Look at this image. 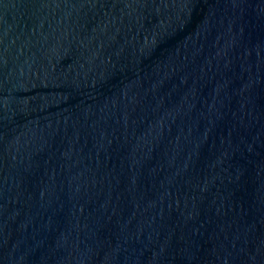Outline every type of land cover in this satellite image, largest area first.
<instances>
[{
	"label": "water",
	"instance_id": "1",
	"mask_svg": "<svg viewBox=\"0 0 264 264\" xmlns=\"http://www.w3.org/2000/svg\"><path fill=\"white\" fill-rule=\"evenodd\" d=\"M0 264H264V0H0Z\"/></svg>",
	"mask_w": 264,
	"mask_h": 264
}]
</instances>
